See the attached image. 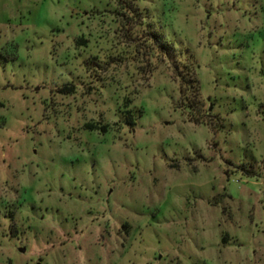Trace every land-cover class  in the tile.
Masks as SVG:
<instances>
[{
    "label": "rangeland",
    "instance_id": "obj_1",
    "mask_svg": "<svg viewBox=\"0 0 264 264\" xmlns=\"http://www.w3.org/2000/svg\"><path fill=\"white\" fill-rule=\"evenodd\" d=\"M0 264H264V0H0Z\"/></svg>",
    "mask_w": 264,
    "mask_h": 264
},
{
    "label": "trees",
    "instance_id": "obj_2",
    "mask_svg": "<svg viewBox=\"0 0 264 264\" xmlns=\"http://www.w3.org/2000/svg\"><path fill=\"white\" fill-rule=\"evenodd\" d=\"M152 38L154 39L155 42H160V44H159V45H160V46H159L160 48H165V45H164L163 43H161V41H160V39H161L160 37H158L156 34H154V35H152ZM185 67H187V66H185ZM184 78H185V77H184ZM183 80H184V79H182V81H183Z\"/></svg>",
    "mask_w": 264,
    "mask_h": 264
},
{
    "label": "water",
    "instance_id": "obj_3",
    "mask_svg": "<svg viewBox=\"0 0 264 264\" xmlns=\"http://www.w3.org/2000/svg\"><path fill=\"white\" fill-rule=\"evenodd\" d=\"M20 252H24V249H20Z\"/></svg>",
    "mask_w": 264,
    "mask_h": 264
}]
</instances>
